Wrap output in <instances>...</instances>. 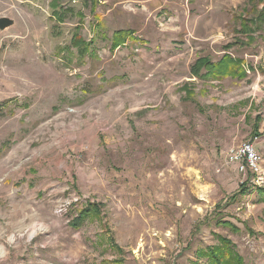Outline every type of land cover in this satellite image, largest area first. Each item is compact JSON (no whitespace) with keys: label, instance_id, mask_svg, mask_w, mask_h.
Instances as JSON below:
<instances>
[{"label":"rangeland","instance_id":"obj_1","mask_svg":"<svg viewBox=\"0 0 264 264\" xmlns=\"http://www.w3.org/2000/svg\"><path fill=\"white\" fill-rule=\"evenodd\" d=\"M263 10L0 0V264H212L219 236L264 264V195L227 158L252 140L264 167ZM225 54L245 76L192 74Z\"/></svg>","mask_w":264,"mask_h":264},{"label":"trees","instance_id":"obj_2","mask_svg":"<svg viewBox=\"0 0 264 264\" xmlns=\"http://www.w3.org/2000/svg\"><path fill=\"white\" fill-rule=\"evenodd\" d=\"M264 17V10L259 12L255 18V23L258 20ZM124 33V35H122ZM118 38L116 46H118L121 42L120 39H123L126 35L125 32H118L116 34ZM243 61L241 59L233 58L230 54H225L219 61L214 62L211 58L208 57H200L196 60V62L192 66V74L197 76H205V77H224L227 75L231 76H245L246 72L240 71L243 69ZM203 70L206 72L204 73ZM240 74V75H238ZM1 113V110H0ZM245 186V184L243 183ZM245 192V190H244ZM259 194L264 195V188L258 189ZM100 212V206L98 204L91 205L90 209L87 207L82 211V216H93L97 217ZM81 216V218H82ZM219 225L224 227H229L234 232H237L240 228L235 223L230 220L222 219L219 220ZM75 225L78 226L79 223L75 221ZM203 256L209 257L212 264H245V260L243 256L238 252L235 243L226 236H219L218 243L213 245L211 248L202 251Z\"/></svg>","mask_w":264,"mask_h":264},{"label":"built area","instance_id":"obj_3","mask_svg":"<svg viewBox=\"0 0 264 264\" xmlns=\"http://www.w3.org/2000/svg\"><path fill=\"white\" fill-rule=\"evenodd\" d=\"M228 161L244 176L242 182L264 188L263 159L255 141L246 140L227 151Z\"/></svg>","mask_w":264,"mask_h":264},{"label":"water","instance_id":"obj_4","mask_svg":"<svg viewBox=\"0 0 264 264\" xmlns=\"http://www.w3.org/2000/svg\"><path fill=\"white\" fill-rule=\"evenodd\" d=\"M15 24V20L10 17H1L0 18V29L4 30L7 29Z\"/></svg>","mask_w":264,"mask_h":264}]
</instances>
